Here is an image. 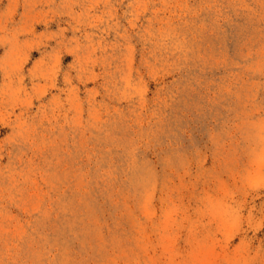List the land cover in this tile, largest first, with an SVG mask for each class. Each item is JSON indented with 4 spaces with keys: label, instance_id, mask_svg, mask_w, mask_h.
I'll return each mask as SVG.
<instances>
[{
    "label": "rangeland",
    "instance_id": "obj_1",
    "mask_svg": "<svg viewBox=\"0 0 264 264\" xmlns=\"http://www.w3.org/2000/svg\"><path fill=\"white\" fill-rule=\"evenodd\" d=\"M0 264H264V0H0Z\"/></svg>",
    "mask_w": 264,
    "mask_h": 264
}]
</instances>
